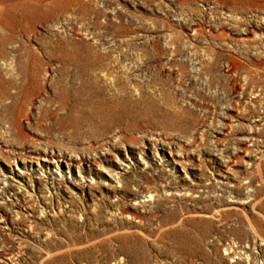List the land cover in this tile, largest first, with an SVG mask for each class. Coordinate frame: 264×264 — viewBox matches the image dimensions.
I'll return each mask as SVG.
<instances>
[{
    "label": "rangeland",
    "instance_id": "obj_1",
    "mask_svg": "<svg viewBox=\"0 0 264 264\" xmlns=\"http://www.w3.org/2000/svg\"><path fill=\"white\" fill-rule=\"evenodd\" d=\"M0 264H264V0H0Z\"/></svg>",
    "mask_w": 264,
    "mask_h": 264
}]
</instances>
